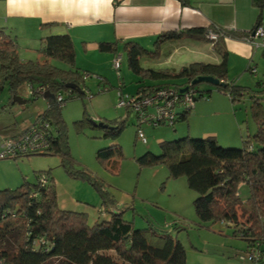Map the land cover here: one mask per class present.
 <instances>
[{
	"label": "trees",
	"instance_id": "1",
	"mask_svg": "<svg viewBox=\"0 0 264 264\" xmlns=\"http://www.w3.org/2000/svg\"><path fill=\"white\" fill-rule=\"evenodd\" d=\"M176 1L182 7L189 6V0ZM251 3L258 13L253 27L247 32L216 27L168 32L155 39L152 49H145L134 42L124 43L129 70L151 82L140 85L137 91L166 88L179 92L183 88H187L185 92L194 91V86H191L193 80L212 77L221 84L215 86L217 92L227 96L232 104L240 101L247 88L228 79L225 40L246 39L261 25L264 0H251ZM208 31L218 34L212 43L213 52L220 59L218 64L194 62L178 69L157 71L141 66L143 60L159 64L167 59L171 52L162 51L165 45H176L181 41L210 44ZM99 49L115 53L116 42L99 43ZM39 54L41 61H21L15 40L0 28V93L6 89L12 101L22 88L31 86L34 90L45 87L47 93L53 95V98H45L47 108L35 118L50 124L48 150L17 159L35 155L58 156L62 166L70 172L66 126L61 117L62 107L55 98L58 93L68 92L66 84L79 87L81 73L75 68L74 48L68 35L41 38ZM52 61L63 63L67 68L56 67ZM194 92V106L198 99L208 97ZM82 96L84 93L71 91V96L65 98L64 103ZM28 97L37 99L41 96ZM249 110L256 130L252 136L245 135L239 147H222L214 137L193 139L187 136L161 142L158 155L145 153L136 159V163L140 167L164 165L169 179L185 178L187 187L196 194L192 204L200 222H224L232 226L235 237L246 242V250L256 244L264 250V105L255 100ZM191 111L180 115L177 122L186 121ZM101 123L106 128H99L97 124L93 125L94 128L103 130L104 137L113 140L125 127L118 121H111L108 125ZM75 125L82 130L87 123L83 119ZM116 155L122 157L119 146L99 150L96 157L107 163ZM71 174L89 181L98 192L103 200L97 213L101 219L88 224L86 213L59 208L53 179L48 175L45 176V184L41 183L40 175L33 184L24 182L16 189L0 191V264H46L53 260L59 264H119L118 260L123 264H186L184 248L168 231L135 229L132 222L123 219L102 183L84 171ZM242 187L248 191L245 200L239 194ZM244 207L246 211L243 212ZM10 238H19L17 247L3 248L2 244ZM109 252L116 257L110 256Z\"/></svg>",
	"mask_w": 264,
	"mask_h": 264
},
{
	"label": "rangeland",
	"instance_id": "2",
	"mask_svg": "<svg viewBox=\"0 0 264 264\" xmlns=\"http://www.w3.org/2000/svg\"><path fill=\"white\" fill-rule=\"evenodd\" d=\"M256 11L258 13L257 9ZM262 41L264 39H255L254 43ZM31 45L34 47V43H28V48L32 47ZM257 50L253 62L255 75L243 69L239 70L238 67L230 71V79L247 88L240 101L232 104L227 96L217 92L215 86L210 84L195 85L194 91L208 96L207 99H198L188 119L176 122L173 128L143 126L141 129L146 144L137 140L135 119L125 109L116 107L119 82L123 84L121 88L123 95H133L138 85L151 83L129 70L123 49L118 51L121 56L119 77L110 67V70L105 71H111L110 84L105 83L104 79L100 84L95 78L84 83L79 81L84 96L69 99L61 108V117L67 132L69 171L71 173L84 171L102 183L113 198L114 204L120 205L117 208L123 219L132 222L135 229L168 231L169 235L184 248L186 264H248L239 260V255L246 251V242L235 237L232 226L224 222L211 224L202 223L197 219L192 204L196 194L187 187L185 178L169 179L168 170L164 165L140 167L136 159L145 153L158 155L161 142L187 136L201 139L199 138L201 133L207 131L217 132L221 142L230 130L234 134L238 128L243 136H252L256 127L250 115L251 103L259 100L264 105V55L260 51L261 47ZM29 53L30 50L22 57L28 58ZM198 61L208 60L191 53H183L174 55L169 64L147 63L149 64L147 67L157 71L159 68H169L180 63L188 65ZM112 62L113 60L111 66ZM52 64L66 69L63 63L52 61ZM140 64L145 67L144 60ZM178 68L180 67L176 69ZM102 88H108L109 91L101 93ZM86 91H89L92 97H87ZM61 94L66 96L65 92ZM19 96L26 101L24 105L13 104L6 89L0 93V143L3 139L17 134L18 129L13 128V124L25 121L31 123L45 105L43 97L31 99L24 88L19 91ZM83 119L87 125L80 130L75 123ZM111 121L122 122L125 126L115 140L105 138L104 131L93 126L101 122L108 125ZM241 143L242 141L238 147ZM112 146L120 147L122 157L116 155L107 163L99 161L96 157L97 152ZM70 172L62 166L60 157L53 155H35L17 160L3 159L0 160V191L16 189L24 182L33 184L38 176L48 175L53 179L59 208L75 204L69 206L72 207L71 211L81 212V209H86L88 224L99 221L101 218H96V214L102 208L103 200L89 181L75 177ZM239 194L241 199L245 200L248 197L247 188L242 187ZM242 211H246L245 207ZM16 239L5 240L2 247L16 248L19 238ZM108 254L116 257L113 252ZM117 262L123 264L119 260ZM46 264L59 263L53 260Z\"/></svg>",
	"mask_w": 264,
	"mask_h": 264
},
{
	"label": "crops",
	"instance_id": "3",
	"mask_svg": "<svg viewBox=\"0 0 264 264\" xmlns=\"http://www.w3.org/2000/svg\"><path fill=\"white\" fill-rule=\"evenodd\" d=\"M256 16L257 11L251 0H189V6L186 7H182L176 0H0V28L15 40L21 61L42 60L39 54L41 38L68 35L74 48L75 68L98 76L109 84L112 74L111 71H105L112 68L111 60L118 57L121 59L118 51L123 49L124 43L134 42L145 49H151L155 39L168 32L211 27L247 32L255 23ZM260 26L264 29V18ZM102 42H116L115 53L100 51L99 43ZM28 43H34V47L31 45L28 48ZM225 46L228 52V79L233 81L230 79V71L236 67L243 71L254 67L253 62L259 49L252 47L245 39L228 38ZM29 50L28 58L22 57ZM162 51L171 52L163 64H169L174 55L183 53L208 60L198 62H220L208 43L181 41L176 45H165ZM260 51L264 50L261 48ZM147 63L145 62L144 68L150 69ZM181 66L184 64L169 68ZM235 83L240 85L239 82ZM122 87L123 84L119 82L118 91ZM139 87L140 85L137 89ZM46 108L45 100L38 115ZM29 124L26 121L20 124L16 122L13 128L18 129V134ZM226 136L221 142L217 132L207 131L202 132L199 138L214 137L224 147H238L239 142L244 139L239 128L234 134L230 130ZM69 206L62 209L71 211L72 207ZM81 210L88 215L86 209Z\"/></svg>",
	"mask_w": 264,
	"mask_h": 264
},
{
	"label": "built area",
	"instance_id": "4",
	"mask_svg": "<svg viewBox=\"0 0 264 264\" xmlns=\"http://www.w3.org/2000/svg\"><path fill=\"white\" fill-rule=\"evenodd\" d=\"M217 37L218 34L216 32L208 31L207 38L211 46ZM255 39H264V29L261 26H257L245 41L254 48L264 47V43H254ZM120 65L121 59L119 57L115 58L112 62V68L116 71L117 77H119ZM249 72L255 74L256 70L252 67ZM91 78H95L100 84L103 83L102 78L98 76H92L85 72L81 73V81L83 83ZM24 89L27 96L39 95L42 97L47 93L45 87H39L34 90L31 86H26ZM71 91L68 90L66 96L61 93L57 94L55 100L60 107H63L65 98L67 99L71 96ZM107 91V88L100 89L101 93ZM85 93L88 94L87 97H92L89 91ZM194 93L192 90L180 93L177 89L166 88L150 91L140 89L133 95H123L120 90L117 92L116 107L125 109L135 119L137 140L146 144L147 141L141 128L143 126L153 128L159 126L174 127L180 115L194 108ZM49 130L50 124L45 120L38 119L27 126L18 136L3 139L0 143V160L17 159L31 154L45 153L49 148ZM41 183H46L44 176L41 178ZM239 260L248 264H264V250L258 248L256 244L249 247L245 253L239 255Z\"/></svg>",
	"mask_w": 264,
	"mask_h": 264
},
{
	"label": "water",
	"instance_id": "5",
	"mask_svg": "<svg viewBox=\"0 0 264 264\" xmlns=\"http://www.w3.org/2000/svg\"><path fill=\"white\" fill-rule=\"evenodd\" d=\"M200 83H207L210 84L212 86H220L221 84H219L218 80L213 79L212 77H199L196 78L195 80H193L191 82V86H195L198 85ZM66 88L69 90H72L74 92H76L77 94H82V90L80 89V87H78L75 84H66ZM187 90V88H183L180 90V93H184ZM44 98H53V95L46 93L43 96ZM12 103L13 104H18V105H24L26 103L25 100H23L19 95H15L12 97ZM96 126H98L99 128H106V126H104L102 123L97 124Z\"/></svg>",
	"mask_w": 264,
	"mask_h": 264
},
{
	"label": "clouds",
	"instance_id": "6",
	"mask_svg": "<svg viewBox=\"0 0 264 264\" xmlns=\"http://www.w3.org/2000/svg\"><path fill=\"white\" fill-rule=\"evenodd\" d=\"M69 90V89H68ZM76 93V92H75ZM77 94V93H76Z\"/></svg>",
	"mask_w": 264,
	"mask_h": 264
}]
</instances>
